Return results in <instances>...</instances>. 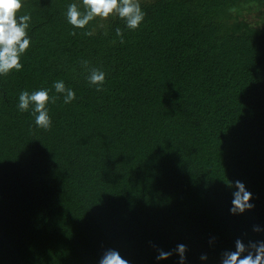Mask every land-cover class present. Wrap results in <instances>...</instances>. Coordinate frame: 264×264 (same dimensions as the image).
Masks as SVG:
<instances>
[{"label": "trees", "instance_id": "obj_1", "mask_svg": "<svg viewBox=\"0 0 264 264\" xmlns=\"http://www.w3.org/2000/svg\"><path fill=\"white\" fill-rule=\"evenodd\" d=\"M139 2L130 30L116 14L73 28L66 7L81 0H22L31 43L0 75V264H99L109 249L180 264V244L185 264H221L237 239L264 240V0ZM42 88L59 97L49 130L18 109ZM236 181L254 205L239 214Z\"/></svg>", "mask_w": 264, "mask_h": 264}, {"label": "clouds", "instance_id": "obj_2", "mask_svg": "<svg viewBox=\"0 0 264 264\" xmlns=\"http://www.w3.org/2000/svg\"><path fill=\"white\" fill-rule=\"evenodd\" d=\"M21 9L22 0H0V75H7L12 70L20 71L23 68L21 57L31 43L26 31L30 27L31 14H20ZM112 14L118 15L130 30H136L147 15L142 10L139 0H81L80 5L68 4L65 12L67 22L75 29H85L94 19H106ZM71 34L75 35V32ZM83 34L92 36L94 33L86 31ZM115 35L123 42L124 32L120 27L115 29ZM81 67L88 71V83L95 85L97 91H103L106 73L98 68H90L87 60L81 62ZM53 87L56 93L63 94L65 104L71 103L76 98V93L71 88H67L62 80L55 81ZM50 91L45 88L31 93L23 90L18 97V109L27 112L31 106L35 124L44 130H49L52 124L46 105L49 102L55 103L59 98L52 96L50 100ZM229 186L233 185L230 183ZM234 187L237 190L233 193L230 211L239 214L254 208L250 203L252 194L246 190L245 185L236 181ZM253 230L264 231L258 225H254ZM175 251L179 253L180 264H185L186 246L180 244ZM171 254L160 251L157 259H167ZM201 259L207 260V255H202ZM99 264H128V261L123 259L118 251L109 249L105 251ZM221 264H264V240H250L245 244L241 239H237L234 251L228 250L222 253Z\"/></svg>", "mask_w": 264, "mask_h": 264}, {"label": "rangeland", "instance_id": "obj_3", "mask_svg": "<svg viewBox=\"0 0 264 264\" xmlns=\"http://www.w3.org/2000/svg\"><path fill=\"white\" fill-rule=\"evenodd\" d=\"M243 16L251 24H255V22L258 21V16L256 15V13L254 11H248V10L244 9L243 10Z\"/></svg>", "mask_w": 264, "mask_h": 264}]
</instances>
